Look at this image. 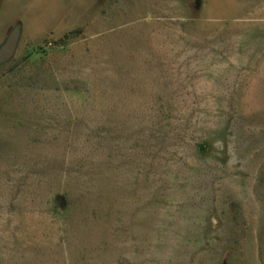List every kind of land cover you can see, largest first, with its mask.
Wrapping results in <instances>:
<instances>
[{
	"label": "rangeland",
	"instance_id": "374dc122",
	"mask_svg": "<svg viewBox=\"0 0 264 264\" xmlns=\"http://www.w3.org/2000/svg\"><path fill=\"white\" fill-rule=\"evenodd\" d=\"M0 264H264V0H0Z\"/></svg>",
	"mask_w": 264,
	"mask_h": 264
}]
</instances>
